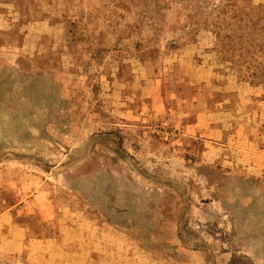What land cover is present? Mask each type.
Here are the masks:
<instances>
[{
	"label": "rangeland",
	"instance_id": "rangeland-1",
	"mask_svg": "<svg viewBox=\"0 0 264 264\" xmlns=\"http://www.w3.org/2000/svg\"><path fill=\"white\" fill-rule=\"evenodd\" d=\"M0 264H264V0H0Z\"/></svg>",
	"mask_w": 264,
	"mask_h": 264
}]
</instances>
